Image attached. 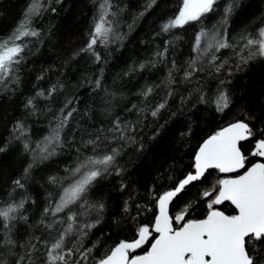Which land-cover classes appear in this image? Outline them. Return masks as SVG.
<instances>
[{
    "label": "trees",
    "instance_id": "16d2710c",
    "mask_svg": "<svg viewBox=\"0 0 264 264\" xmlns=\"http://www.w3.org/2000/svg\"><path fill=\"white\" fill-rule=\"evenodd\" d=\"M30 2L0 0V40L8 39L25 20ZM35 2L41 10L31 17L29 27L40 35L17 41L25 45L22 59L9 76L0 79V208L24 201L13 214L15 219H0V242L15 241L11 252L0 243V258L6 264H15L20 257H24L21 264H30L28 253L35 264H43L47 248L69 223L75 229L65 237L63 251L73 249L69 264H96L121 240H133L140 226L151 228L158 195L194 173L200 144L229 124L245 121L256 131L240 147L248 157L246 167L261 161L250 153L256 139L264 138L260 132L264 129V57L244 63L248 50L242 51L241 36L255 37L264 27V0H217L214 10L201 20L168 33L161 31V25L174 18L183 0H155L154 4L111 0L106 19L113 35L107 44L94 46L99 61L81 49L91 39L103 0ZM232 3L236 7L225 25L222 21ZM202 30L225 32L221 38L231 47L215 52L214 61L211 55L198 60V70L185 79V73L192 71L189 63L197 56L196 36ZM160 52L164 55H157ZM148 88L152 91L143 95ZM221 92L230 102L218 111L216 99ZM160 104L165 106L152 116ZM69 112L72 116L61 131V144L49 148H54L52 155L41 153L45 138ZM117 120L127 125L125 136L131 139H119L120 133L111 131ZM113 149L119 153L114 166L91 183L80 201L55 217L44 214L46 207H55L63 189L80 179L81 174L73 170L81 161L112 154ZM228 177L208 170L174 198L169 204L174 227L181 226L174 221L181 211L185 220L205 218L216 194L213 190L218 191L217 181ZM204 191L212 196L204 197ZM100 204L102 209L92 207ZM214 208L235 214L227 201ZM70 214H75L74 222L67 220ZM53 220L64 223L46 228ZM84 224L95 226L84 228L86 235L81 238L79 229Z\"/></svg>",
    "mask_w": 264,
    "mask_h": 264
},
{
    "label": "snow or ice",
    "instance_id": "6c2138e0",
    "mask_svg": "<svg viewBox=\"0 0 264 264\" xmlns=\"http://www.w3.org/2000/svg\"><path fill=\"white\" fill-rule=\"evenodd\" d=\"M216 2L217 0H183L182 6L174 18L161 25V31L168 33L174 28L201 20L205 14L214 10ZM154 3L155 0H152V4ZM111 7V0H103L100 5L99 18L91 33V39L87 47L81 49V51L92 53L97 61L100 60V57L95 53L94 46L97 43L107 44L113 35V29L106 19ZM235 7V3L227 7L223 24H227V18ZM40 10L41 6L35 0H31L29 9L25 13V20L17 26L8 39L0 40V79L9 76L14 71L13 66L19 64L22 59L21 53L25 45L17 43V41H21L24 37L40 35L39 32L29 27L31 17L38 15ZM225 35V32L219 30L211 33L202 30L197 34L194 47L197 56L189 63V68L192 71L185 73V79L190 78L192 73L198 70L196 68L198 60L211 55V60L214 61L216 59L215 52L231 47L226 39L221 38ZM241 40L245 41L242 51L248 50V56L242 57L244 63L257 56L264 57V27L258 29L255 37L241 36ZM157 55L163 56L164 53L160 52ZM97 86H99V81H97ZM151 91L152 89L148 88L143 95L147 96ZM38 95H43V93ZM229 102L228 96L221 92L216 99L217 110L223 111L228 107ZM29 104H31V100ZM164 106V104L158 105L156 110L152 111V116H156ZM71 116L72 112H69L45 138L46 142L42 147H39L41 153L53 154L54 148L52 151H49V148L61 144V131ZM128 130L127 125L122 126L117 120L115 128L111 131L119 132V139H131V137L125 136V132ZM260 132L264 135V129ZM256 134V131L247 122L237 121L206 139L195 154L194 173L187 174L185 178L179 180L174 188L158 195L159 212L155 216L151 228L148 225L140 226L133 240H121L111 248L109 254L99 258L96 264H264V247H262L264 245V162L258 161L251 167H246L248 157L240 147L241 141L253 138ZM87 143L96 144L92 140ZM118 154V151L113 149L112 154H105L102 157L90 156L81 161L79 166L73 170L74 174H81L80 179L63 189L60 199L55 202V207H46L44 214L51 213L55 217L70 205L80 201L91 183L103 173H108L109 169L114 166ZM250 155L264 159V138L256 139L254 150ZM84 169L86 171H82ZM208 169H216L220 173H236L240 169L246 170L234 178L217 181L218 191L213 190L216 194L207 205L209 211L204 219L185 220V214L181 211L174 218L175 223L181 226L174 227L173 218L169 216L170 202L182 194L187 186L201 180ZM25 171L27 173V169ZM117 174H119L118 170ZM15 183L18 186H23L20 181ZM203 196L211 197L212 192L204 191ZM225 201L234 206L235 214L226 215L214 208V205H220ZM23 206L24 201H20L18 204H9L5 208H0V219L4 221L15 219L13 214ZM92 207L102 209L103 204ZM67 220L74 222L75 214L68 215ZM41 223H44L43 217ZM58 223L62 224L64 221L53 220L45 224V227L52 230ZM94 226L93 224L82 225L79 229L81 238L86 235L84 228L91 229ZM74 231L72 223L67 224V227L60 231L58 237L54 238L50 247L47 248L46 260L43 264H69L73 249H68L66 253L63 249L65 237L73 234ZM0 243L8 245L9 252L15 247V241L11 238H6ZM145 245L150 246L142 254H138L137 250L142 249ZM31 247L33 251L36 250L35 245ZM91 251V249L87 250L88 253ZM27 255L30 264H35L31 261V254ZM23 260L24 257H20L15 261V264H21ZM0 264H6V261L0 258Z\"/></svg>",
    "mask_w": 264,
    "mask_h": 264
},
{
    "label": "water",
    "instance_id": "95a60500",
    "mask_svg": "<svg viewBox=\"0 0 264 264\" xmlns=\"http://www.w3.org/2000/svg\"><path fill=\"white\" fill-rule=\"evenodd\" d=\"M229 125H230V124H229ZM229 125H227V126H229ZM227 126H225V127H227ZM223 128H224V127H223ZM211 136H212V135H211ZM211 136H210V137H211ZM208 138H209V137H208ZM208 138H207V139H208ZM205 140H206V139H205ZM205 140H204V141H205ZM204 141H203V142H204ZM203 142H202V143H203ZM242 142H243V141H241L240 143H242ZM202 143H201V144H202ZM201 144H200V145H201ZM199 147H200V146H199ZM198 149H199V148H198ZM197 151H198V150H197ZM259 159L261 160V161H259V162H264V159H261V158H259ZM253 164H254V163H253ZM251 165H252V164H251ZM251 165L248 166V167H251ZM208 170H211V169H208ZM208 170H207V171H208ZM245 170H246V169H240V170H238V172H236V173H223V174H224V175H228V176H229L228 178H234V177H235L236 175H238V174H243V172H244ZM227 202H228V201H227ZM229 203H230V202H229ZM230 204H231V203H230ZM232 206H233V205H232ZM233 207H234V206H233ZM234 209H235V208H234ZM158 212H159V209H158ZM157 214H158V213H157ZM225 214H226V213H225ZM226 215H229V214H226ZM202 219H204V218H202ZM192 220H193V219H192ZM196 220H199V219H196ZM179 227H180V226H179ZM177 228H178V227H177ZM149 246H150V245H149ZM149 246H148V247H149ZM140 254H142V253H140Z\"/></svg>",
    "mask_w": 264,
    "mask_h": 264
}]
</instances>
